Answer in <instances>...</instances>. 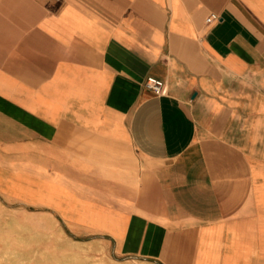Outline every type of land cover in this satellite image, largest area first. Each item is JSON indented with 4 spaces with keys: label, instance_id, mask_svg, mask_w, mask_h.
Masks as SVG:
<instances>
[{
    "label": "crops",
    "instance_id": "crops-1",
    "mask_svg": "<svg viewBox=\"0 0 264 264\" xmlns=\"http://www.w3.org/2000/svg\"><path fill=\"white\" fill-rule=\"evenodd\" d=\"M15 177L126 259L264 264V0H0Z\"/></svg>",
    "mask_w": 264,
    "mask_h": 264
},
{
    "label": "rangeland",
    "instance_id": "rangeland-1",
    "mask_svg": "<svg viewBox=\"0 0 264 264\" xmlns=\"http://www.w3.org/2000/svg\"><path fill=\"white\" fill-rule=\"evenodd\" d=\"M0 184V264H151L129 260L113 243L76 227L39 200L30 177Z\"/></svg>",
    "mask_w": 264,
    "mask_h": 264
},
{
    "label": "built area",
    "instance_id": "built-area-1",
    "mask_svg": "<svg viewBox=\"0 0 264 264\" xmlns=\"http://www.w3.org/2000/svg\"><path fill=\"white\" fill-rule=\"evenodd\" d=\"M214 19H218L217 13L211 14L210 20H214ZM145 84L149 89H152L156 93H161L164 88L165 81L157 76L150 75L147 77Z\"/></svg>",
    "mask_w": 264,
    "mask_h": 264
}]
</instances>
